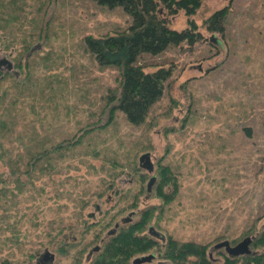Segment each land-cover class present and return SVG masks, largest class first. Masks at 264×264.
<instances>
[{"label": "rangeland", "instance_id": "374dc122", "mask_svg": "<svg viewBox=\"0 0 264 264\" xmlns=\"http://www.w3.org/2000/svg\"><path fill=\"white\" fill-rule=\"evenodd\" d=\"M33 1L25 0L29 9ZM33 5L41 8L30 25L33 34L18 39L33 43L31 55H23L27 63L18 70L17 89L7 90L11 83L6 81L1 91H9L7 104L18 93L23 139L32 134L41 148L83 132L86 143L52 160L45 173L36 169L33 186L24 187L17 203L7 202L9 195L1 197L0 264H84L76 256L84 246L83 223H96L106 213L118 218L127 198L126 203L134 200L135 213L156 207L164 234L207 244L208 251L218 241L236 245L251 237L264 221V0H201L194 15L180 11L168 18L176 31L194 25L201 40L140 59L144 73L170 71L162 98L140 126L112 110L119 70L98 65L84 46L86 37L126 31L130 16L91 0ZM223 8L228 9L224 33L208 32L205 21ZM12 52H0V59L13 65ZM0 69L6 72V66ZM145 153L153 165L159 159L177 176L179 190L169 204L163 205L155 192L145 200L139 190L133 159L139 164ZM12 170L0 161L5 178ZM109 182L112 188L99 197V187ZM15 186L13 181L0 184L8 190ZM33 215L52 226L63 220L51 230L54 241L47 243L44 227L31 225ZM46 255L53 259L40 262Z\"/></svg>", "mask_w": 264, "mask_h": 264}, {"label": "trees", "instance_id": "16d2710c", "mask_svg": "<svg viewBox=\"0 0 264 264\" xmlns=\"http://www.w3.org/2000/svg\"><path fill=\"white\" fill-rule=\"evenodd\" d=\"M35 1L37 0L33 2ZM91 1L108 9L121 8L131 18L132 23L126 31L102 38L86 37L84 46L98 65L104 68L114 67L119 70V91L117 97L113 98L116 104L112 110L115 109L114 112L122 113L130 125L140 126L148 118L155 104L162 98L164 83L170 76V71L165 69L144 73L140 59L146 55L158 56L169 47L177 46L183 42L192 45L201 40L200 34L195 32L194 25L191 24L182 31H176L171 29L168 23V18L175 16L180 11H183L186 16L194 15L200 7L201 0ZM33 2L29 9L30 6H27L25 0H0V52L8 55L14 50L12 52L14 55L11 57L12 71L2 72L0 69V161L3 165L15 168L7 178L0 174V184L13 181L16 185L15 190L0 188V199L9 195L12 200L8 198L7 202L14 201L15 203H17V197L24 193L26 185L33 186L35 175H37L36 169L37 173H45L49 164L53 163L52 160H56L63 152L70 153L73 149L81 148L83 142L86 143L82 132L55 145L38 147L34 144L32 134L25 140L23 139V135L26 133L25 128L18 129V114L21 105L18 104V93L14 94V98L9 104L6 102L5 96L9 92L7 90H15L17 89L16 85L20 84L18 70L21 69L23 63H27L25 62L27 59H24L23 55L29 50L28 47L33 45L31 42L28 44L25 42V44L18 40L20 37L24 39L23 35L33 34L30 25L38 18L41 10L40 7L34 8ZM25 6L27 7L25 8ZM34 11H36L35 17L32 14ZM227 15V8L214 12L205 21L208 32L223 34ZM17 43L18 45H16ZM24 44L27 45L26 48ZM24 66L26 69L27 65ZM27 75L29 74L27 73ZM6 81L11 85L7 86L9 89L6 91H1ZM15 142H20V144L14 145ZM158 160L153 165L152 174L136 164L135 158L133 159V168L138 172L137 178L142 182L139 190L145 191V200L150 199L155 192L162 204L166 205L175 200L174 195L178 193L179 184L176 174L168 168V164ZM21 176H25V180L22 182ZM151 177H155V181L148 190V182ZM109 183L99 187L101 189L98 192L99 197L112 188V182ZM167 186L171 188L170 193H166L164 190ZM127 195L128 193L124 197ZM127 199H122L125 202L119 206L122 213L118 218L115 217V212L113 214L106 213L96 223H83L85 225H82L81 237L84 238V246L77 250L78 260L83 261L84 264H135L134 261L137 258L153 254L154 259L151 262L141 264H264V221L254 233H249L252 239L249 245L251 254L229 256L223 248L214 249V246L220 241L214 243L208 251L207 244L179 241L171 235L164 234L158 230L159 217L158 214H155L156 207L144 206L135 213L134 200L126 203ZM15 203L13 204L15 205ZM123 205H126L125 209L121 207ZM130 214V222L118 223L120 219L122 220L123 217ZM39 216H31L34 219L31 225L35 228L44 227L47 230V243H51L56 238L51 230H57L63 220H57L52 226L50 221L40 222ZM116 224H118L117 227H115ZM151 227L159 233L161 238L151 234L149 231ZM109 231H114V233L109 234ZM246 236L249 237V235ZM82 242L80 241V244ZM233 244L230 243L232 246ZM97 246L99 250L89 255V252ZM216 256L221 258L220 263L216 261Z\"/></svg>", "mask_w": 264, "mask_h": 264}, {"label": "water", "instance_id": "95a60500", "mask_svg": "<svg viewBox=\"0 0 264 264\" xmlns=\"http://www.w3.org/2000/svg\"><path fill=\"white\" fill-rule=\"evenodd\" d=\"M216 42H218V41L216 40ZM38 47L39 46L36 45L35 47L32 48L31 51L37 49ZM30 55H31V52L27 53L26 58L29 57ZM2 66H6V71H9V72L12 71V69H13L12 63L5 58L0 59V68ZM139 166L142 169L148 171L149 173H151L153 171V163L150 160V154L149 153H145L139 157ZM154 181H155V177H151L149 182H148V190H150ZM130 216H131V214L129 216H127L126 218L122 219L120 221V223L130 222L131 221ZM117 226H118V224L115 225V227H117ZM149 231L151 232L152 235L161 238L159 233L155 232L152 227L149 229ZM113 233H114V231H109V234H113ZM251 240L252 239L250 237H246L242 241H240L239 243H237L236 245H233V246L230 245V243L228 241H222V242L216 244L214 246V249L223 248L229 256L249 255V254H251V249L249 247ZM98 250H99V247L97 246L89 252V255H91L93 252H97ZM46 256L53 259V255H46ZM153 259H154V255L150 254L148 256H143V257L137 258L134 261V263L135 264H141V263H145V262H151Z\"/></svg>", "mask_w": 264, "mask_h": 264}, {"label": "flooded vegetation", "instance_id": "af4514ba", "mask_svg": "<svg viewBox=\"0 0 264 264\" xmlns=\"http://www.w3.org/2000/svg\"><path fill=\"white\" fill-rule=\"evenodd\" d=\"M47 259L48 260H50L47 256H43L41 259H40V262H45V261H47Z\"/></svg>", "mask_w": 264, "mask_h": 264}]
</instances>
